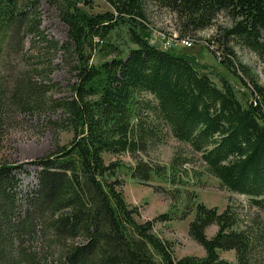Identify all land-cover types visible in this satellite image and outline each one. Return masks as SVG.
Wrapping results in <instances>:
<instances>
[{"label": "trees", "instance_id": "16d2710c", "mask_svg": "<svg viewBox=\"0 0 264 264\" xmlns=\"http://www.w3.org/2000/svg\"><path fill=\"white\" fill-rule=\"evenodd\" d=\"M41 1L67 25L65 42L41 29ZM94 1L0 0V43L22 62L0 76V136L25 115L73 133L39 160L38 186L24 198L16 166L0 165V264H264V85L237 54L241 47L264 61V0H105L113 10L91 13ZM149 3L173 14L178 40L196 42L215 27L207 45L246 91L217 73L218 85L195 55L153 44ZM28 37L34 55L24 52ZM58 54L75 78L65 86L52 78ZM163 131L200 154L223 186L249 196L262 221L236 230L229 207L219 213L198 204L189 233L206 255L176 258L154 230L170 216L139 221L118 178L121 164L105 157L144 154ZM165 170L141 159L131 176L168 181ZM222 250H234L237 262Z\"/></svg>", "mask_w": 264, "mask_h": 264}, {"label": "rangeland", "instance_id": "374dc122", "mask_svg": "<svg viewBox=\"0 0 264 264\" xmlns=\"http://www.w3.org/2000/svg\"><path fill=\"white\" fill-rule=\"evenodd\" d=\"M88 10L91 13H102L113 9L107 1L95 0ZM40 12L41 29L45 31L48 38L56 39L61 43L65 42L68 27L58 17L55 6L41 1ZM148 12L152 30L150 40L153 44L163 48L170 41L174 49L184 50L189 55H195L201 63L208 65L209 70L213 71L212 76L218 85L220 82L217 73L226 75L239 90L246 91L239 79L221 65L218 59L219 54H214L212 48L207 45V39L214 34L215 27L194 35L197 39L196 43L191 47H186L178 42L182 39H175L178 32L171 12L165 8H157L152 3L148 5ZM219 21L226 22L224 18ZM31 40V37L25 40L24 52H28V55H34L35 52L30 50ZM0 47V76H2L13 66L20 67L22 62L19 61L17 52L8 50L6 44L0 43ZM237 54L239 60L249 67L258 83L264 85V61L256 54L241 47H237ZM99 60H101V56L97 53L93 62L97 63ZM54 65L56 67L52 78L56 82L65 86L69 81L75 79L70 67L62 61L60 54L56 55ZM43 117L38 119L31 115L21 116L7 125L4 133L0 136V165L16 166L13 168L12 174L19 181L16 191L20 199L38 186V176L41 170L39 160L53 153L57 145L68 144L73 138L71 131H52ZM162 135V140L152 144L144 154L132 155L127 152L118 156L107 154L105 157L107 162L116 161L121 164L118 178L122 181V189L127 202L138 207L137 218L139 221L152 220L162 214L170 216L169 220L157 221L154 230L160 237L172 242L176 258L204 257L206 255L204 247L195 241L189 233L190 223L196 217L198 204H204L208 208H217L219 213L229 207L238 219L236 230L246 229L247 226L262 221L261 211L251 205L249 196L231 191L223 186L219 179L206 170L200 154L195 153L189 145L176 140L170 132L163 131ZM141 159L153 166L165 167L168 181L160 182L159 178L155 177L154 181L147 184L133 178L131 168ZM172 180L176 182L171 183ZM172 193L176 196L175 199H173ZM18 204L22 209L25 208L24 201L19 200ZM217 231L218 226L213 224L207 228L206 233L211 238ZM258 250L261 251L259 259L264 262V241L261 242ZM219 253L223 259L233 263L237 262L234 250H222Z\"/></svg>", "mask_w": 264, "mask_h": 264}, {"label": "built area", "instance_id": "2783aa9c", "mask_svg": "<svg viewBox=\"0 0 264 264\" xmlns=\"http://www.w3.org/2000/svg\"><path fill=\"white\" fill-rule=\"evenodd\" d=\"M180 42V41H178ZM153 43V42H152ZM181 44H183L184 46L186 47H191L193 46L195 43L193 42H180ZM172 47V43L170 41H168L166 44H165V47L164 48H171Z\"/></svg>", "mask_w": 264, "mask_h": 264}, {"label": "bare ground", "instance_id": "6f19581e", "mask_svg": "<svg viewBox=\"0 0 264 264\" xmlns=\"http://www.w3.org/2000/svg\"><path fill=\"white\" fill-rule=\"evenodd\" d=\"M175 39H177V38H175ZM178 40V39H177ZM180 42H193V43H196L194 40H186V39H182V41H180ZM164 48V47H163ZM165 49H168V48H165ZM219 54V53H218Z\"/></svg>", "mask_w": 264, "mask_h": 264}]
</instances>
